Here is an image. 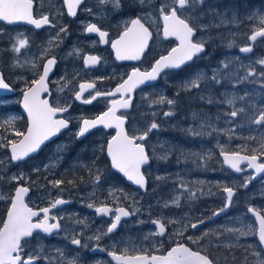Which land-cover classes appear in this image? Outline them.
I'll use <instances>...</instances> for the list:
<instances>
[{
  "label": "rangeland",
  "instance_id": "1",
  "mask_svg": "<svg viewBox=\"0 0 264 264\" xmlns=\"http://www.w3.org/2000/svg\"><path fill=\"white\" fill-rule=\"evenodd\" d=\"M256 1L258 0L253 1V3H256ZM38 2V13H48L53 16L58 28L47 30L45 33L46 39L38 43L37 47L30 49V45L29 48L26 45L19 53H16L12 45L18 39L25 38L24 29L7 28V26L0 24V66L3 67L6 78L7 68L9 71L15 70L12 73L10 72V78L12 77L15 82L17 81L16 83H19L20 90H22L25 87V81L30 82L33 79V73L40 70V63L48 55H54L59 59V65L58 67L56 65L57 73L51 79L52 90L57 94L56 99L64 102L67 98L61 96L62 92L65 93L71 88L70 91L74 94L77 90L76 84L80 80H91V82L94 81L99 84L100 81L107 79L105 74L111 77L118 76V73H112L115 68L109 61L98 64L99 67L95 70L94 68H87L88 70H86L82 66L84 52L98 48L97 39L84 36V28L89 23L86 17L94 16L102 22H109L117 32L123 30L125 24L138 14L129 7L128 0H122L123 7L119 9L101 7V10L91 9V12H89L86 10L89 9L88 6L81 7L83 18L74 20L75 36L68 39L61 37V35L59 39H53L59 32L60 27H67L68 25L61 18L64 11L60 8L59 0H38ZM160 2L161 0H153L154 4ZM260 3H264V0H260ZM251 4L250 0H207L204 8L207 9L208 5H211L212 10L204 12L199 23L208 25V27L198 31L195 39L203 37L206 41H209V39L219 40L215 46L221 48V54L214 56V49L212 48V53L198 58V61L191 67L180 72L166 73L158 83L143 88L137 93L138 106L137 110L130 114L133 122L128 125L129 134H139L138 130L144 129L153 120L161 125L159 130H154L150 133L149 138L143 142L149 149L151 160L155 164V169L150 167L146 170V174L151 175L150 182L153 188L147 190L146 198H143V193L140 190L135 191L133 188L118 183L116 179H112V182L107 185H104V182L98 183V189L95 187L88 189L90 195L99 191L97 194L98 199H101V190L105 193L106 198L113 201L118 200V202L123 201L126 205L133 206L134 210H138V216L132 220L134 223L128 222L123 225L124 228L132 224L139 227L137 233L135 235L129 232L122 233L118 235L119 237L117 236V238L111 240L116 244H124L123 249L127 247V244L130 243L129 240L133 237H140L139 239L144 241L142 243L155 242L151 237V233L155 231L153 227L147 226V223H151V218L147 221L146 217L142 216V214L146 215L149 212L153 217L159 216L160 220H164L166 223L168 220L176 221L174 224L168 223L172 229L171 233H175L172 238H175L179 232L185 233V230L192 229L185 226L196 223L199 219H203L204 224L206 223L205 226L202 225V228L197 227L201 229V233L210 229L223 232L227 227L239 228L243 225L255 227V223L246 213L248 206L262 209L264 214V177L255 181L251 180L252 185L249 188H241L239 185L245 177L252 174L244 172L242 175H236L228 172L226 169L221 168L220 163L222 162L218 157L221 150L227 151L232 148L227 143L228 141L236 142V149L243 150L244 146L248 145L252 148L258 147L259 141L264 138V127L251 123L249 119L258 115L259 110L264 109V76L261 75L264 72V65L258 63L260 59H264V38L253 42V44L248 39L252 31L260 26L259 16L264 15V9L260 7L259 2L253 7ZM250 17L255 18L250 19ZM152 27L156 30L157 37L151 45L150 55L156 51L161 53L164 49L175 44L173 40L164 41L162 39L156 24H153ZM230 44L231 47H229ZM246 45L257 47L259 50L255 53L241 52L240 48ZM223 47L227 49L225 50ZM100 50L104 51V49ZM15 61H19V66H14ZM32 64H36L37 68L34 69ZM225 64L228 65L227 68L224 67ZM250 69L255 71V75L247 76ZM17 71H21L20 74ZM110 72L111 74H109ZM197 73L205 77L201 81V87L184 91V83L190 78H194ZM213 75H217L218 83L212 80ZM246 76L247 79H244ZM69 79L75 81V84L64 87L65 84H68L67 80L69 81ZM179 92L183 94L181 96L183 99L179 101L180 107L185 105V101L190 100L194 108L178 112L174 108L175 106H169L166 103H153L160 96L172 99L171 94ZM20 96V93L9 97L0 96V124L11 117H16L15 127L19 130H22L21 127H25V124L21 122L23 115L18 107ZM241 96L245 98L243 100L236 99L235 107L245 108V113L232 118L227 114L233 110V106L228 105L225 101ZM69 99V101H72V98ZM209 99L212 100V103L208 102ZM99 101L91 106L77 104L74 113L71 114L75 125H78L77 122L82 117L94 113L100 106ZM170 110L174 112L173 116H163L164 112ZM5 128H7L6 125L4 128H0V137L14 139L12 130L10 128L5 130ZM187 129H192L193 132L201 134L194 135L192 132H188ZM76 130L66 133V137L45 148L44 153L39 157L31 158L27 162L18 165H12L7 149L0 148V161H2L0 163V193L11 194L17 186V182L11 181L10 178L21 172L30 177V180L20 181L19 183L28 184L34 188V192L29 198V204L31 205L36 204L38 198L43 199L53 193L56 195L62 194L63 185L68 186L69 184L66 179L84 181L90 173L89 168L92 169L93 173L99 168L102 172L101 177L106 179L108 170L105 161L107 158L101 149H103L105 137L109 134L104 131L96 132L89 140L79 141L81 142L79 143L75 135ZM249 137H255V140L249 139ZM239 150H236V152H242ZM83 152L86 157L80 155ZM162 156H166L167 159H161ZM209 164L212 168H208ZM205 167L207 169H204ZM34 168H39L40 171H33ZM242 169L243 171L246 170L245 167ZM158 176L161 179L158 180ZM91 179L89 182L84 183V186L89 187L92 184L93 177ZM55 180H62L64 183L59 187H53L49 181ZM45 181L48 183L47 186L41 184ZM181 184L185 185L188 190L196 192L197 198L189 200L188 192L185 191L184 187H181ZM225 185L233 186L237 189L239 195L236 193L237 196L233 198L231 206L225 212L220 213L223 217L218 219V216H216V220L210 210L208 211L210 213H206L205 208L215 207V210H218L223 206L226 194L222 192V188ZM148 197L152 198L150 203H148ZM175 197L180 198V207L184 205L189 209L178 213L176 210L180 207L171 204V200ZM83 198L85 199L86 195ZM181 199L184 201L182 202ZM242 199L245 200L242 201ZM85 202H79L77 208L67 210L66 218L68 219L70 215L74 216L75 214H77V218L75 217L77 221L81 217L86 218L84 216L85 211L81 209L86 207ZM165 202L169 203V207H164ZM237 203H239V206L235 207ZM8 205L9 201L7 199L0 200V223L3 222ZM198 210L200 213H198ZM228 212L233 213L228 214ZM87 224V227L91 226V223L88 222ZM67 226L73 229L70 225L67 224ZM94 227L91 226V228ZM91 231L94 234L92 237L101 234V232L95 234V230ZM195 233H197L196 230L193 231L192 235ZM69 234L72 237H78L76 231ZM207 241H211L213 245L231 244L239 249V252H244V258L238 259L237 264H244L245 257H247V264H255L254 252H260L264 255V250L257 243L256 234L254 233L242 236L238 240L226 232L219 240H216L212 235L205 237L204 248L207 251L218 252L215 247L214 249L210 247L213 246L210 243V246L207 247ZM24 245L28 248L29 245L31 248L33 247L31 243ZM30 254H36L35 250H30ZM61 260L62 258L58 256L52 260V263L63 264ZM66 260V264H68L72 258L67 256Z\"/></svg>",
  "mask_w": 264,
  "mask_h": 264
},
{
  "label": "snow or ice",
  "instance_id": "2",
  "mask_svg": "<svg viewBox=\"0 0 264 264\" xmlns=\"http://www.w3.org/2000/svg\"><path fill=\"white\" fill-rule=\"evenodd\" d=\"M83 0H63V3L67 6V13L69 16H76V10L81 5ZM99 3L106 4L112 3L115 8L119 9L123 7L122 0H99ZM207 0H161L159 4H154L153 0H128L129 7L138 13L131 18L124 26L123 31L119 34L118 38L111 41V47L115 51V58L117 60H140L145 54L146 49L149 47V41L153 37V33L150 30L153 24H156L158 31L162 32L164 38H175L178 41L175 47H172L167 55H161L151 65L149 71H140L138 68H134L132 72L117 85L114 91L100 92L94 90L96 88L95 82L81 83L79 84V90L74 93V98L77 101H81L84 104H91L99 96H116L120 95V99H113L110 102V107L107 111L94 119L82 118L78 124V131L75 133L76 137H84L91 129L96 128L98 125H102L104 128H115L116 134L107 141V156L110 158L111 167L118 172L122 173L127 180L132 181L140 188H146L147 180L144 172H142V166L149 164L151 157L145 148V143L149 138L150 133L154 130H159L161 125L154 120L148 124L144 129L138 130L139 134L130 135L124 125L127 117L124 115H117V111L120 109H129L132 107L131 93L140 85L146 82L155 81L159 75L166 69L181 70L188 62L192 61L194 57L205 51V44L207 41L201 37L195 39L196 33L202 31L208 27L199 23L201 15L212 10V6L208 5L207 9L204 8ZM91 12V9H86ZM255 17H250L254 19ZM0 21L13 24L17 22H26L33 25L36 29H40L44 25H50L52 22L48 15H41L37 18L34 15V0H0ZM147 25V26H146ZM259 27L252 31V34L248 39L252 42H256L258 38H264V15L259 16ZM87 33H97L102 43H108V33L101 30L94 23H89L85 27ZM67 27L62 26L57 32L56 37L53 39H59L60 33H66ZM51 43V42H50ZM28 44L26 38H20L12 45L13 50L19 53L22 48H25ZM231 47V44L229 45ZM47 51V50H46ZM243 53L252 51L251 45H246L240 48ZM70 55L72 53H69ZM100 58L97 56L89 55L84 58L86 66L95 65L99 63ZM259 64L264 65V59L258 61ZM56 64L55 56L48 58L42 65V71H35L33 74L36 77L30 82L25 81V87L22 89L23 95V108L27 112V127L25 130H19L15 127L16 117H11L0 124V128H7L12 130L14 139L7 137H0V148L10 149V161L12 162H24L33 153L41 150V146L49 141L52 137L61 132L62 129L69 127V120L66 118H58V114L68 112L71 108V104L53 106L49 103V100L42 98L43 93L49 91V73L53 66ZM14 66H19V61L14 62ZM34 69L37 68L36 64H32ZM228 67L227 64L224 65ZM255 75L254 70H249L247 76ZM264 76V72L261 73ZM247 76L244 79H247ZM205 77L202 74H195L194 78H190L183 85L184 91H191L192 89H199L201 87V81ZM212 80L217 83V75H213ZM67 84L64 85L66 87ZM10 86L5 82L4 74L0 72V89H9ZM63 90V88H61ZM89 91V98H84V93ZM179 95V93H177ZM246 95V94H245ZM245 97H234L227 99L225 102L228 105L233 106V110L227 115L235 118L245 113V108L235 107L236 99L243 100ZM203 99V97H202ZM212 103V100H208ZM153 103L164 104L174 106L176 101L168 99L164 96H160L158 100ZM155 115V114H154ZM174 115L173 111H166L163 113L165 117H171ZM251 123L264 127V109L259 110L258 115L249 118ZM211 126V125H209ZM5 128V130H7ZM188 132H192L194 135H200L201 133L193 132L192 129H187ZM249 139L255 140V137H249ZM103 151V149H101ZM244 151H250L251 154L242 155L240 152H226L221 150V155L224 156V162L234 169L235 172L240 173L243 169L240 167L241 163L247 161L248 167L255 169L256 173H264V162H258L261 157H264V138L259 141L258 147L249 149L244 146ZM161 159H167L166 156H162ZM2 163V161H0ZM47 168V166H45ZM33 171L39 172V168H34ZM89 172L93 177L95 183H99L101 180L102 172L99 168L92 172L89 168ZM161 179V177H157ZM254 176L245 177L243 182L239 185L241 188H247ZM11 181L17 182V185L11 194L0 193V200L7 199L10 202V207L7 211V218L0 223V264H35L40 259L39 253L43 252V248L36 250V254H30L25 252L24 244L27 243L29 237H33L34 232L39 230L44 234H52L54 230H59L61 225L59 220L62 217H56L50 215L52 209L57 208L60 205L67 203L62 198H56L49 203V206L34 210L28 203L25 202V197L30 192V185L20 184V181H28L30 177H27L23 172L18 175H13L10 178ZM35 183V182H33ZM53 187H59L64 183L62 180L49 181ZM69 184H73L74 181L69 180ZM181 187L185 188L188 192V199L194 200L197 198L196 192L190 191L187 187L181 184ZM222 192L226 194L225 203L217 211L213 212V216H218L220 213L225 212L232 204L233 197L235 195V188L233 186H223ZM171 204L176 207H180V198L175 197L171 200ZM88 208H93L92 203L87 204ZM164 207H169V203L165 202ZM135 211H128L127 209L120 207L113 210L109 207L102 205L95 207L97 214L109 215L113 213V219L107 227V231L104 234L112 233L117 229L121 222L122 217H128L134 215ZM247 212L251 213L255 218L258 227L243 225L239 228L227 227L223 232H216L214 230H207L202 232L200 236L193 237L188 236L187 239L193 244L199 245L201 240L210 235L214 236L216 240H219L224 232L231 234L237 240L242 236H247L250 233L258 235L261 245H264V214L262 209L249 206ZM55 221V222H51ZM83 223V221H78ZM156 225L158 231L151 233L152 235L164 236L166 233V225L162 220H152ZM203 219L197 220L196 223H190L185 227L196 229L198 225L203 224ZM167 223L174 224L176 221L168 220ZM179 235H183V232H179ZM89 239H95L99 241L101 235H95ZM147 239V237H146ZM211 242V241H210ZM71 243L77 246L87 248V244H81L79 238H73ZM225 247H233V245H220ZM59 252V250H57ZM61 255H63L61 253ZM108 255L117 262V264H214V261L209 258L208 255L201 254V251L193 250L183 243H176L174 247H171L164 255L148 254L147 252H141L140 254L128 255L125 251L122 254H117L115 251L108 252ZM256 257L255 264H264V255L260 252H254ZM69 264H77L75 259L69 261ZM244 264H247V257H245Z\"/></svg>",
  "mask_w": 264,
  "mask_h": 264
},
{
  "label": "flooded vegetation",
  "instance_id": "3",
  "mask_svg": "<svg viewBox=\"0 0 264 264\" xmlns=\"http://www.w3.org/2000/svg\"><path fill=\"white\" fill-rule=\"evenodd\" d=\"M253 1H255V0H250V2L252 3L251 4L252 7L256 6V3L259 2L260 7L262 9H264V5H263L264 3L261 4L260 0L256 1V3H253ZM59 3H60V8L64 11L61 18L63 21L68 23L67 32L66 33H60V35H61V37H64L67 39L70 38L71 36H75V32H74L75 22H74V20L76 18L77 19L83 18V13H82L81 7H87L88 6V8H90L92 10H99V9L101 10V7H106L107 9L115 8L112 3L101 4V3H99V0H85L84 3L80 6L79 10L77 11L76 16L74 18H68L66 15L65 7H64L62 0H59ZM38 11H39V2H38V0H34V15L37 18H39V16H41V15H48L50 21L52 22L49 26H44L43 28H41L39 30L28 28V27L23 26V25L7 26V28H22V29H24L25 38L28 40L27 46L29 48V45H30V49L37 47L38 43H40L41 41H44L46 39L45 33L47 30H49L51 28H58V24L56 23V20L54 19L53 16H51L48 13L39 14ZM86 19L89 21V23H94L98 27H100L101 30L106 31L108 33L107 39L109 42L108 43H102L100 41V37L97 33L87 34L84 30V36H86L88 38L94 37L95 39L98 40V48L94 49L93 51H92V49H89L90 51L84 52V55L86 53H89L92 56L99 57L100 58L99 65L102 64L104 61L111 62V65L115 68V71H113L112 73L113 74L118 73L117 74L118 76H116V77H111V76H108V74H105V76H107V79L100 81L99 84H97L98 82H95L96 88L92 91L93 93H94V91H100V92L111 91L115 86H117L124 79H126L127 76L130 74V72L134 68H138V69H140V71L150 70L151 65L154 63V61L156 59H158V57L160 55L165 54L166 52H168V50H170L174 46L173 45L172 47L170 46L169 48L164 49L163 52H161V53L160 52L158 53L156 51L150 55L149 52L151 50V45H152V43H154V40L157 37L156 30L153 27H151L150 30L153 33V37L149 41V47H148V49H146V52L141 57V59L136 61V62H128V61L117 62L115 60V58L113 56V52L111 50V41L116 39L123 30H120L117 32L116 30H114V27L109 22H102L97 17H94V16H88V17H86ZM160 36L162 37V39L164 41L173 40L171 38L165 39L163 37L161 31H160ZM259 39H261V38H258L257 40H259ZM250 42H252V41H250ZM252 44H253V42H252ZM205 48L208 51V47L206 44H205ZM223 48L225 50L227 49L226 47H223ZM100 49H104L105 52L101 51ZM215 49L216 50H214V52H213L214 56L220 55L221 54L220 53L221 48H219L217 46V47H215ZM257 50H259L257 47H252V51L249 53H255ZM7 54H8V52H7ZM50 56H54V55H48L40 63V70L39 71H42V65L44 64V61ZM57 60H58V64H57V67H58L59 59L57 58ZM83 64L84 63H83V58H82V66H83ZM99 65L97 67H99ZM57 67L54 70L53 74L51 75L50 79H48L49 80V83H48L49 91L46 94H43L42 98L48 97L49 103L52 104L53 106H57V105L63 106V105L71 104V108H69L68 112H65V113L58 115V118H66L69 120V127H68L69 130L67 132H63L62 134H60L57 138L54 139L55 140L54 142H52L48 145L45 144L47 146H44L43 148H41V150H39L36 155H34L30 158H35V157H39L40 155H42L44 153L43 150L45 148H47L48 146H51L57 140H60L64 137H66V133H68V132L71 133L74 129H77L76 132L78 131V125L77 124L75 125V123H74L75 121L71 116V114L74 113L75 106L77 104L90 105L91 106V105H94L99 100H101V101H99L100 106L94 111V113L87 114L86 116L82 117V118H93V117H96L99 114L103 113L108 107H110V101L111 100L120 98V95H118L117 97L99 96L91 104H84L81 101L75 100L74 94L71 93V91H70L71 88H70L69 91H66L65 93L63 91L61 94L62 97L67 98V99L64 102L62 100H58V99H56V97H57L56 92H54L52 90L53 84L51 83V79L57 73ZM97 67L94 68V70L97 69ZM86 70H88V69H86ZM14 71L15 70L9 71L7 68V83L13 88V90H14L13 95H17L19 93L22 94V90H20L19 83L17 84L16 83L17 81L15 82L12 77L10 78V72L12 73ZM17 72H18V74H20L21 71H17ZM169 72H172V70L166 69L164 72H162L159 75L158 80H160L163 75H165L166 73H169ZM176 72H179V71H176ZM109 74H111V72ZM35 78L36 77L33 76V79H35ZM67 82H68L67 86H69V87L72 84H75V81L70 80V79H69V81L67 80ZM82 82H86V80H80L76 84V89H77L76 91L79 90V84ZM87 82H91V80H89ZM92 82H94V81H92ZM140 90H141V88L135 89L133 91V93L131 94L132 107H130L129 109H120L117 112L118 115H124L125 117H127L125 127H126L128 133H129L128 125H130L133 122L132 121L133 118L130 114L133 111L137 110L136 109L138 106L137 105L138 104L137 93ZM13 95H8L7 97L13 96ZM88 95H89V93H84V98H86V96H88ZM69 98H72V101H69L70 100ZM87 98H89V97H87ZM20 101H21V96L19 99L18 107L20 106ZM22 118L23 119L21 120V122H22V124L23 123L25 124V127L24 128L21 127V129L24 130L27 126V118L24 115ZM81 119L78 120V122H77L78 124L81 121ZM100 131H104L106 134L107 133L109 134V136L105 137V142L102 146L104 155L107 158L106 152H105L106 142L110 137L113 136V134L115 133V129H113V128H109V129L101 128L98 130H94V131L90 132V134H87V135L85 134L84 139H82L81 141L85 142L86 140H89L93 136L94 133L100 132ZM76 139H77V137H76ZM145 148H146V151L148 152V154L150 156L149 149L147 148L146 145H145ZM103 152H101V153L103 154ZM30 158H28L26 161L30 160ZM259 162H264V158H260ZM105 163H106V167H107V170L109 173L106 172V179H103V177H101V180L99 181V183L104 182V185H107L109 182H112L111 181L112 179H116L118 181V183L126 185L130 188H133V186L128 184L122 176H120L118 173L114 172L110 168V165H109L107 159H106ZM144 167L142 168V170H143L145 177H146V180H147V190H149V189L151 190L153 188V186L151 187V182H150L151 175H147L146 170L150 169V167L152 169H155L154 161H152L150 159L149 164L145 168ZM244 172L250 173V174L253 173V172L251 173L247 169L245 171H242V174ZM251 176H254V173ZM261 177H264V174H260L255 179H252V181L258 180ZM73 181H74L73 184H69L70 187L67 188L68 192L66 194L56 195L53 193L51 196H46L43 199L38 198V201H36V204L33 203V205L29 204V202H30L29 198H30V195H32V193L34 192V188L30 187V194L27 197L28 199L26 201L30 207L34 208V210H38L39 208L49 206V203L56 198H62L65 201H68L67 204H63V205L58 206L55 209H52V211L50 213V215H53L56 217H62V219L59 220V223L61 225V228L59 230H54L53 233L50 235L44 234L42 232H34L33 237L26 238L27 243H31L33 245V247L31 248V246L29 245V248H31V249H29L28 247H25V245H24L25 252L30 253V250H33V251L35 250V252H36V250H38L40 248H43V250H44L43 252L39 253L40 259L37 260L35 262V264H51L52 260L56 259L58 256H60L62 258L61 262H63V264H66V261H67L66 257L67 256L72 258V260L75 259L77 261V264H117V262L115 260H113L108 255V252L115 251L118 255L124 253L125 251L127 252L128 255L140 254L141 252H147L148 254H154V255H164L167 253L168 250H170L171 247H174L176 243H183L186 246L192 248L193 250L201 251L202 254L208 255L209 258L214 261V264H232L231 260H229V256H231L230 258H233L235 256L236 252H238V254L240 255V253L238 251L239 249H236V247H234V246L231 248L225 247V246H219L218 247L217 245H213L211 243L210 244L213 246H210V244L207 243V247L210 246L213 249H214V247L217 249L218 252H215V251H207L204 248V239L201 240V243L199 245L193 244L191 241H189L187 239L188 236L198 237L201 235V229L200 228H202V225L204 223L198 225V227H200V228L194 229L197 231V233H195L193 235H192V233L194 230L193 229H190V230L187 229V230H185V233H183V235H179L177 233V236L175 238H172V237H174L173 235H175V233H171L172 229L169 227L168 223H166L164 220H162V222H164L166 225V233L164 236L152 235L151 237L154 239L155 242H151V243H142L144 241L140 240L139 239L140 237H137V238L133 237V239L129 240L130 243L127 244V247L125 249H123L124 244H121V245L116 244L115 242H111V240H113L114 238H117V236L121 235L122 233L124 234V233L129 232V233H132L133 235H135L137 233L139 227L132 224V225H127L126 228H124L123 225L125 223H128V222H133L132 220L134 218H136L139 213H137V211H135L134 215H130L127 218H122L121 222L118 225L116 230H114L112 233L104 234V233H106L107 227L113 219V213L115 212V210L117 208L123 207V208L127 209L128 211L132 212V211H134L133 206H128L123 201L118 202V200L113 201L109 198H106L105 193L102 192L101 190H100V195H101L100 198L101 199H98L99 197L97 194L99 191L94 192V194H92L93 196L90 195L88 192V189H90L92 187H95L96 189H98V185H97L98 183H95L94 180L92 181V184L89 187L84 186V183L80 182V180H78V179H75ZM105 181H107V182L105 183ZM38 183H40V182H38ZM41 184H44L46 186L48 185L47 181H45ZM251 185H252V183L250 182L248 185V188ZM133 189H135V188H133ZM138 190L139 189H135V191H138ZM147 190L142 192L143 196H144L143 198L147 197L145 195L147 193ZM238 190L243 191L242 189H238ZM82 193H84V195H82ZM236 193H237V189H235L234 197L237 196ZM85 195H86L85 199H87V200H85L83 198ZM151 199H152L151 197H148V203L151 202ZM82 201H86L85 202L86 207H84V208L80 207L82 209V211H85L84 216H86V218L81 217L82 219L80 218L78 221H83V223H79L76 220L77 214H75V213H74L75 214L74 216L70 215L67 219L66 218L67 210L72 209V208H77L78 203L82 202ZM133 201H134V198H133ZM181 201L183 202L184 200L181 199ZM89 203H92L94 205V207L88 208L87 204H89ZM9 205H10V202H9ZM9 205L7 207V210L9 208ZM102 205H105V206L109 207L110 209H112L113 213H110L109 215L97 214L95 212V207H99ZM247 208H246V210H247ZM188 209H189L188 207H184V205H182L176 211L178 213H180V212L186 211ZM215 209H216L215 207H213V208L211 207L209 209L205 208V211H207L206 213H210V212L213 213V212L217 211ZM209 210H210V212H208ZM76 211H78V210H76ZM198 213H200L199 210H198ZM231 213H233V212H228V214H231ZM5 215H6V212L4 213L3 220L5 219ZM142 216L146 217L147 221H149L148 219L151 218L150 222L152 220H158V218H159V220L161 219L159 216L153 217V215L150 214V212L146 215L142 214ZM222 217L223 216L219 214L217 218L220 219ZM215 218H216V216H215ZM217 218H216V220H217ZM250 219L255 223L253 218H250ZM87 221L89 223H91V226H95V227L94 228H91V226L87 227V225H88ZM51 222H55V221H51ZM67 224L70 225L73 229L69 228L67 226ZM181 224H183V223H181ZM205 225H206V223L204 224V226ZM147 226L153 227L155 232L158 231L156 225H154L152 222L147 223ZM91 230H95V234H97L98 232H101V234H100L101 239L99 241H96L95 239H89L90 237H92L94 235ZM74 231H76V234H78V237H72V235L69 234V233L73 234ZM78 232H80L81 234H79ZM73 238H79L81 240V244L82 245L87 244L88 247L84 248V247L72 244L71 240ZM256 240H257V237H256ZM27 243H25V244H27ZM134 243H136V244H134ZM257 243H258V241H257ZM57 250H59V252ZM61 253L63 255H61ZM49 262H51V263H49ZM52 264H54V263H52Z\"/></svg>",
  "mask_w": 264,
  "mask_h": 264
},
{
  "label": "water",
  "instance_id": "4",
  "mask_svg": "<svg viewBox=\"0 0 264 264\" xmlns=\"http://www.w3.org/2000/svg\"><path fill=\"white\" fill-rule=\"evenodd\" d=\"M85 0H83V2H84ZM62 2H63V0H62ZM82 2V3H83ZM82 3H81V5H82ZM64 4V3H63ZM80 5V6H81ZM79 6V7H80ZM64 7H65V11H66V15L68 16V17H70V18H74L73 16H69L68 15V13H67V6L64 4ZM79 7L77 8V10H76V13H77V11H78V9H79ZM0 23L1 24H3V25H5V26H13V25H23V26H26V27H29V28H32V29H35V30H39V29H36L33 25H30V24H27L26 22H17V23H13V24H8L7 22H4V21H0ZM44 26H49V25H44ZM44 26H42L41 28H43ZM40 28V29H41ZM87 33V32H86ZM87 34H90V33H87ZM91 34H94V33H91ZM171 38V37H170ZM117 39V38H116ZM166 39V38H165ZM173 39H175V38H173ZM115 40V39H114ZM177 43H178V41H176ZM176 46V45H175ZM174 46V47H175ZM111 50H112V52H113V56H114V58H115V51L112 49V47H111ZM202 54V53H201ZM90 54H86L85 56H84V58L85 57H87V56H89ZM164 55H167V53L166 54H164ZM200 55V54H199ZM49 58H51V57H49ZM84 58H83V63H84ZM159 58V57H158ZM48 59V58H47ZM46 59V60H47ZM115 60L117 61V62H122L121 60H117L116 58H115ZM123 61H128V62H136V61H138V60H123ZM46 62V61H45ZM44 62V63H45ZM191 62V61H190ZM189 63V62H188ZM187 63V64H188ZM56 64H57V59H56ZM56 64L53 66V68H52V70L50 71V73H49V77L52 75V73L54 72V69H55V66H56ZM98 64V63H97ZM97 64H95V65H89V66H86L85 65V63H84V67L85 68H94V67H96L97 66ZM0 72H1V70H0ZM132 72V71H131ZM130 72V73H131ZM143 72V71H142ZM5 79V78H4ZM49 79V78H48ZM127 79V78H126ZM158 79V78H157ZM156 81V80H155ZM155 81H150V82H146L145 84H142V85H140V86H138L136 89H139V88H141V87H144V86H148V85H150V84H153ZM5 82L7 83V81L5 80ZM82 83H91V82H82ZM81 84V83H80ZM10 86V85H9ZM117 86H115L111 91H114L115 90V88H116ZM48 88H49V86H48ZM90 91V90H89ZM86 92H88V91H86ZM85 92V93H86ZM14 93V90H13V88L10 86V88L9 89H0V95L1 96H7V95H9V94H13ZM133 93V92H132ZM131 93V94H132ZM43 94H45V93H43ZM43 94H42V96H43ZM119 94H117L116 96H114V97H117ZM109 97H112V96H109ZM121 98V97H120ZM120 98H117V100H119ZM46 99H48V97H46ZM22 100H23V95H22V97H21V101H20V111H21V113L27 118V112L24 110V108H23V104H22ZM111 102V101H110ZM109 108V107H108ZM108 108L105 110V111H107L108 110ZM104 111V112H105ZM118 112V111H117ZM102 114V113H101ZM101 114H99V115H101ZM117 114V113H116ZM58 115H60V114H58ZM98 115V116H99ZM118 115V114H117ZM119 116V115H118ZM97 117V116H96ZM95 117H93V118H86V119H94ZM127 121V120H126ZM125 124H126V122H125ZM124 127H125V125H124ZM101 128H104L102 125H98L96 128H94V129H91L90 131H93V130H96V129H101ZM105 129H108V128H105ZM113 129H115V128H113ZM126 129V128H125ZM63 130H66V129H62L61 130V132L63 131ZM89 131V132H90ZM127 131V130H126ZM60 132V133H61ZM60 133H58V134H60ZM57 134V135H58ZM87 134V133H86ZM116 134V129H115V133L113 134V136ZM56 135V136H57ZM56 136H54V137H52L49 141H51V140H53ZM81 138V137H80ZM111 139V137L108 139V140H110ZM107 140V141H108ZM49 141H46L45 142V144L46 143H48ZM44 144V145H45ZM44 145H42L41 146V148L44 146ZM106 148H107V143H106V146H105V152H106ZM8 152H9V154H10V149H8ZM35 154H37V152L36 153H33L31 156H33V155H35ZM242 155H244V154H242ZM30 156V157H31ZM106 156H107V152H106ZM220 157H221V159L223 160V162H224V156H222L221 154H220ZM107 158H108V160H109V163H110V167H111V162H110V158L107 156ZM13 163H18V162H13ZM224 164L228 167V168H230L229 167V165L228 164H226L225 162H224ZM241 164H247V161H244V162H242ZM148 165V164H147ZM147 165H144V166H147ZM144 166H142V168L144 167ZM111 169L114 171V172H116V173H118L120 176H122L125 180H126V182L128 183V184H130V185H132L133 187H135V188H139V189H141L142 191H145V189L146 188H140L138 185H136V184H134L132 181H129V180H127V178L122 174V173H120V172H118L117 170H115V169H113L112 167H111ZM233 172H235V170L234 169H232V168H230ZM247 169L248 170H253L254 171V173H255V175H254V177L256 178L257 176H259L260 174H263V173H259V174H257L256 173V171H255V169H253V168H249V167H247ZM142 170V169H141ZM235 173H237V172H235ZM147 185V184H146ZM25 199H26V197H25ZM26 202V201H25ZM67 203H68V201H67ZM67 203H65V204H67ZM10 207V206H9ZM100 215V214H99ZM249 215L254 219V221H255V218L252 216V214L251 213H249ZM129 217V216H128ZM7 218V213H6V217H5V219ZM122 218H127V217H122ZM255 223H256V221H255ZM256 226L258 227V225L256 224ZM36 232H39V230H37ZM256 237H257V241H258V243H259V245L261 246V247H263L264 248V245H261V243H260V241H259V238H258V235L256 234Z\"/></svg>",
  "mask_w": 264,
  "mask_h": 264
},
{
  "label": "trees",
  "instance_id": "5",
  "mask_svg": "<svg viewBox=\"0 0 264 264\" xmlns=\"http://www.w3.org/2000/svg\"><path fill=\"white\" fill-rule=\"evenodd\" d=\"M218 42H219V40H217V39H215V40L209 39V41H207V43H206V45L208 47V51L207 52L208 53H212L213 49L216 50L215 47H217V46H215V44H217ZM0 69L2 70L3 74H5V71L3 70L2 66H0ZM182 95L183 94L181 92H179V95H177V93L176 94H174V93L171 94V98L176 101V104L174 105L175 106L174 108H176V110L178 112H180V110L188 111L189 109L194 108V106L191 105V101L190 100L189 101H185V105L184 106L181 105V107H180L179 101H181L183 99L181 97ZM227 139H229V137H227ZM79 143H81V142H79ZM227 143L229 144V146H232V148H229L228 150H234V151L239 150V149H236V146H235L236 142L228 141ZM247 147L249 149L252 148L250 145H248ZM239 151L251 154L250 151H248V152H246L244 150H239ZM80 155H82L83 157H86V154L84 152L81 153ZM222 168L226 169L223 165H222ZM91 178H92V176L90 175V173H88L87 177H85V179H84V181H82V183L89 182L91 180ZM66 181H69V179H66ZM63 186H64V189H63V193L62 194L64 195V194H66L68 192L67 188L70 187V186H69V184H68V186L67 185H63ZM239 253H240V255L238 253H236L237 254L236 258H235V256L233 257L234 258V263L232 262V264H237L239 262L238 259H243L244 258V256H243L244 252L241 251ZM229 260H232V258H229Z\"/></svg>",
  "mask_w": 264,
  "mask_h": 264
},
{
  "label": "bare ground",
  "instance_id": "6",
  "mask_svg": "<svg viewBox=\"0 0 264 264\" xmlns=\"http://www.w3.org/2000/svg\"><path fill=\"white\" fill-rule=\"evenodd\" d=\"M19 110H20V109H19ZM20 112H21V111H20ZM26 127H27V126H26ZM25 129H26V128H25ZM108 129H109V128H108ZM93 131H94V130H93ZM90 132H91V131H90ZM90 132H88L87 134H90ZM87 134H86V135H87ZM84 137H85V136H84ZM84 137H81V138H79V139L77 138V140H78V141H81L82 139H84ZM56 140H57V139H56ZM54 141H55V140H52V141H50V142H48V143H46V144L48 145V144H50V143H52V142H54ZM47 145H44V146H47ZM44 146H43V147H44ZM43 147H42V148H43ZM30 159H31V158H30ZM24 162H27V161H24ZM24 162L13 163V162L11 161L12 165H18V164H21V163H24ZM17 186H18V185H17ZM29 194H30V192H29ZM29 194H28L26 197H28ZM9 206H10V205H9ZM7 211H8V210H7ZM7 211H5V212L7 213ZM5 217H6V215H5ZM4 220H5V219H4Z\"/></svg>",
  "mask_w": 264,
  "mask_h": 264
}]
</instances>
